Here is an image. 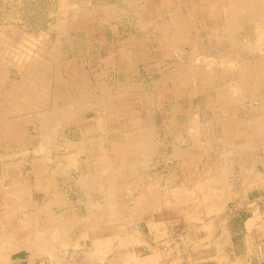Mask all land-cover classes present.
Listing matches in <instances>:
<instances>
[{"label":"rangeland","instance_id":"1","mask_svg":"<svg viewBox=\"0 0 264 264\" xmlns=\"http://www.w3.org/2000/svg\"><path fill=\"white\" fill-rule=\"evenodd\" d=\"M241 2L244 4L242 3L243 5H241ZM228 5L230 6L228 8L230 11L226 9ZM73 7L75 8L71 11ZM236 9L241 11L240 17L238 15L237 17L233 15ZM84 10L86 11L84 12ZM221 10L223 11L221 12ZM253 10L256 12L258 10L264 12V0H80V2L76 0V3L75 0H59V2L58 0H0V27H2L0 28V213L2 214L0 217V220H2L0 234L1 232L6 234L10 233L15 238V233L5 232V230L11 227L8 224V215H15V211L14 213H12V211L18 208L17 205L19 203L23 202V206L19 207L20 212L27 214L28 210H32L29 203L38 204L43 202L46 198L44 193H40L37 190L32 193L29 191H17L14 193L17 186L10 184L17 182L16 180L19 181V179H17L18 176L13 175V179L10 180L5 179L3 175L6 171L5 168L14 164V162L26 161L23 171H29V164L35 160L37 161L38 158L44 154L43 151L42 153L39 152L40 149L38 147L39 145L44 146L45 142L38 135H41V129L44 130L45 126L49 132L51 128L55 130L51 131V136L53 138L51 137V142L47 143L49 144L47 148H51V146L59 143L64 131L65 133L68 131L66 134H69L76 142L77 146H83L87 143L98 146L104 144L105 150H108L110 155L112 153V155H115V157H111L112 159L108 163L111 167L108 170V176L104 178L108 179L112 175L111 172L113 170V173L116 175L111 176V178L116 179L118 182L117 186L120 187L117 193L124 191L130 194L133 192L137 196V193L141 191L140 189L138 190V186L135 185V180H138L137 182L139 183V178L141 177H157L161 179L164 184L166 183V179H175L177 181L171 183V189L168 193H170L171 197L175 198L177 202L179 200L182 208L189 207L186 211H188L191 221L196 220L198 208L203 206L206 210H210L215 207H220L219 204L222 202L221 200H224L223 202L228 200L230 191L233 190L236 185L240 187L239 179L246 173L250 165L256 162L260 163L264 160V146L262 145L264 135L261 131L257 130L264 121V27H261L259 22L254 20V16H251L254 15ZM63 11L64 15L62 14ZM76 15L78 18H76ZM246 16L248 18H246ZM74 17L76 20H74ZM127 18L128 20H126ZM233 21L238 23L236 24V22ZM214 22L218 25L214 24ZM169 28L171 29L169 30ZM258 28L259 30H257ZM245 29L247 30L243 31ZM154 31H156V33ZM37 32L42 33L39 34ZM238 32L240 33L238 34ZM256 33H258V35ZM42 35H44V37ZM249 38L251 40H246ZM25 40L26 42H24ZM253 40H255V43ZM34 41L35 44H33ZM244 41L247 42L244 43ZM31 44L35 46H31ZM62 44L65 45L63 46ZM196 46H199L200 49H196ZM234 46L235 48L238 47V49H234ZM24 47H26V49ZM30 47L31 50H28ZM33 47L35 51H33ZM58 47L61 48L62 51L57 52L59 49L55 48ZM23 49H25V51ZM231 56L234 57L232 58ZM29 57L30 59H28ZM234 58L236 59L234 60ZM7 61H9V63ZM65 61H68L69 66L64 64ZM81 61H92V67L87 65L85 69ZM217 64L221 66V68H224H219ZM205 66H209V68H205ZM236 67L237 69H235ZM240 69L242 73H240ZM201 72L202 74L205 73V77L204 74L201 76ZM68 77L77 85V87L74 86L75 84L69 86V92L75 94L72 101L66 96L67 90L59 83L63 78L66 79ZM242 80L244 83H242ZM86 81L92 83L91 86L94 96L91 99L89 96L86 97V95H81V93L84 94L89 91V89L78 87L82 84L85 85ZM31 82H33V84L30 86ZM107 82L108 84H106ZM214 82L217 84L215 85ZM49 85H52L51 89ZM105 86H107V89H105ZM239 87L240 89L238 90L237 88ZM242 87L245 91L244 96L243 94L241 96L239 92H243ZM217 91H219V94ZM106 92L112 93L110 95H105ZM148 92H154L155 98L150 100L148 99L149 95L142 99L140 98V93L148 94ZM23 96L24 98H22ZM217 96L219 97L217 98ZM226 96L228 97L227 99H225ZM240 97L242 99H240ZM246 100L248 102L243 104ZM111 103L112 105H110ZM75 104L77 108L73 110L72 108ZM240 104L241 106H239ZM177 105L178 108L176 107ZM196 105H198V107ZM238 106L242 107V109H238ZM248 106L250 107L247 108ZM61 109L67 110L65 115L61 116L63 117L62 119H57L55 117V112L62 111ZM170 111L174 112L170 113ZM244 111L246 113H244ZM224 114L227 116V119L223 117ZM239 114L240 117L238 116ZM53 115L56 120H53ZM232 115H234V117H232ZM56 122L58 123L55 124ZM236 124H241V127L238 129L239 133H235L236 131L233 132ZM249 125L253 128L254 137L252 138V142L254 141V143L252 144L254 146L256 145L255 148H259L260 151L256 149V151L253 152L256 156L251 155V159H246V155H243L246 145L243 146V144L248 140L246 137L247 130L245 129ZM99 126H101V128ZM137 127H143L140 131L141 136L145 134V132L151 133L152 140L156 137L157 143L162 145L161 153L158 158L159 162L155 168L142 167L136 163V153L131 152L127 158L122 152H117L118 149L128 146L127 143L130 141L134 143L135 140H139L138 136L140 132L135 133L134 130L137 129ZM91 128H94L92 133H85V130ZM74 130L76 132H74ZM80 131H82V133L84 132L83 134H86V136L81 137ZM22 132L25 133L22 135ZM102 133L106 134L105 138L99 136ZM182 138H184L185 141ZM80 142L83 144H80ZM20 143L23 145L22 147H20ZM32 145L34 146L32 147ZM172 146H175L174 151L176 153H172ZM204 147L208 148V150ZM214 147L219 151L215 150L216 148ZM19 148H23V150L27 149L26 153L17 154L18 156L15 155L13 152H16L15 150ZM183 150H189L192 153L190 155V157L192 156V158H190V163L186 162V164L185 160L182 162V159H180L181 161H173L168 164L163 162L162 155H173L174 158H182ZM207 151L209 153H207ZM229 151H233V153ZM40 153L41 155H39ZM53 155L57 157L60 156V153L54 151ZM217 160H220V163ZM241 162H244L243 165ZM188 164L190 165L188 166ZM132 168L134 169L131 170ZM128 169L131 172L128 171ZM96 170L100 171L101 168ZM236 171L237 173H235ZM83 172H86V168H83ZM95 173H90L87 176ZM222 173L224 175H222ZM119 174L121 175L119 176ZM87 176L83 174L80 178ZM221 176L226 178L224 179ZM15 177L17 178L14 179ZM236 179L239 180L238 184H235ZM183 180H188L189 189L186 190L184 188V190H181L182 185L180 182ZM215 180L218 182H215ZM220 180L223 181L219 182ZM199 181H201L200 184ZM196 184L199 187H196L197 189L195 188ZM200 186L203 187L201 188L202 191ZM11 187L14 189V192L10 194L8 191ZM95 198L97 199V196H95ZM21 218L22 217L19 216L15 219ZM79 252L84 251L79 250ZM12 259L14 262L11 261L10 256L9 259L7 258L8 264H19L20 262H18V260L23 259V255H16ZM20 264H22V262Z\"/></svg>","mask_w":264,"mask_h":264},{"label":"crops","instance_id":"2","mask_svg":"<svg viewBox=\"0 0 264 264\" xmlns=\"http://www.w3.org/2000/svg\"><path fill=\"white\" fill-rule=\"evenodd\" d=\"M55 49L62 51L59 47ZM81 62L84 68L87 65L92 67V61ZM64 64L69 66L68 61ZM59 83L67 90L66 96L72 101L75 94L69 92V86L75 84L74 81L68 77ZM91 85L87 81L85 85H79L80 88L89 89L81 95L91 99L94 96ZM74 86L77 87L76 84ZM111 93L106 92L105 95ZM147 96L151 100V97L155 98V93H140L141 99ZM239 127L241 124H236L233 132L239 133ZM141 129L137 127L135 133ZM92 130L94 128L87 129L85 133H92ZM246 130L248 140L243 145H246L247 157L248 154L253 155L257 148L254 149L252 144V126L246 127ZM80 132L81 137L86 136ZM63 133L61 143L56 142L58 145L44 150L43 157L28 163L29 171H23L25 161L5 168V179L11 180L13 175L18 176L14 179H19L10 185H21L15 192L11 187L8 193H32L37 190L44 193L46 198L38 204L29 203L32 210H28L27 214L20 212L21 206H18L12 211H15L14 216L8 215L11 227L5 232L15 233V238L10 233L1 232L0 264H8L9 256L14 262L12 258L16 255H23V259L18 260L22 264H264V160L261 164L256 162L250 165L239 179L240 187L236 185L230 191L228 200H221L223 203L219 204L220 207L206 210L202 206L197 210L196 220L191 221L186 211L189 207L182 208L179 200L177 202L168 193L171 183L177 181L175 179H166L164 184L157 177H141L139 184L135 180V185L140 186L138 189L141 191L137 196L133 192L107 194L104 189L100 192L81 188L79 178L83 174L95 173L98 168L109 173L111 166L108 163L115 155H110L104 144L77 146L69 134ZM148 135L141 136L140 132L138 141H130L128 146L117 152H122L127 158L131 152L136 153V163L142 167H157L162 145L157 143L155 137L151 142L157 147L152 144L149 150L143 151L142 143L147 142L144 138ZM99 136L105 138L106 134ZM172 147L174 153L175 146ZM50 150L59 152L60 156L55 157ZM183 151L184 159H181L188 163L191 152ZM162 160L168 164L180 158L163 155ZM83 168H86V172H83ZM239 180L236 179L235 184ZM180 184L181 190L189 189L188 180ZM97 202L102 204V208L90 207ZM109 202H114L112 209L103 208ZM19 216L22 218L15 219Z\"/></svg>","mask_w":264,"mask_h":264},{"label":"bare ground","instance_id":"3","mask_svg":"<svg viewBox=\"0 0 264 264\" xmlns=\"http://www.w3.org/2000/svg\"><path fill=\"white\" fill-rule=\"evenodd\" d=\"M20 1H21V0H20ZM64 1H65V0H64ZM68 1H69V0H68ZM77 1H78V0H77ZM105 1H106V0H105ZM200 1H201V0H200ZM225 1H226V0H225ZM227 1H230V0H227ZM231 1H232V0H231ZM241 1H242V0H241ZM245 1H246V0H245ZM58 2H59V0H58ZM79 2H80V0H79ZM121 2H122V1H121ZM144 2H145V1H144ZM257 2H258V1H257ZM19 3H20V2H19ZM69 3H70V2H69ZM75 3H76V0H75ZM77 3H78V2H77ZM104 3H105V2H104ZM236 3H238V2H236ZM242 3H243V2H241V5L244 4V3H243V4H242ZM73 4H74V2H73ZM73 4H72V6H73ZM115 4H116V3H115ZM120 4H121V3H120ZM123 4H124V2H123ZM138 4H140V3H138ZM138 4H137V5H138ZM224 4H225V3H224ZM258 4H259V3H258ZM75 5H78V4H75ZM81 5H82V4H81ZM89 5H90V4H89ZM97 5H98V4H97ZM101 5H102V4H101ZM104 5H105V4H104ZM222 5H223V4H222ZM237 5H238V4H237ZM241 5H240V6H241ZM245 5H246V3H245ZM56 6H57V5H56ZM72 6H71V7H72ZM78 6H80V5H78ZM121 6H122V5H121ZM135 6H136V5H135ZM197 6H198V5H197ZM238 6H239V5H238ZM257 6H258V5H257ZM257 6H256V7H257ZM87 7H88V6H87ZM87 7H86V8H87ZM131 7H132V6H131ZM229 7H230V6L228 5V7H227L226 9H228ZM247 7H248V6H247ZM59 8H60V7H59ZM74 8H75V7L71 8V11H72V9H74ZM78 8H79V7H78ZM78 8H76V9L79 10L80 8H79V9H78ZM86 8H85V9H86ZM129 8H130V6H129ZM129 8H128V9H129ZM133 8H134V6H133ZM164 8H165V7H164ZM222 8H223V7H222ZM244 8H245V7H244ZM239 9H240V8H239ZM28 10H29V9H28ZM34 10H35V9H34ZM63 10H64V9H63ZM123 10H124V9H123ZM138 10H139V9H138ZM164 10H165V9H164ZM168 10H169V9H168ZM254 10H256V9H254ZM254 10H253L254 15H251V16H254V20H255L256 22H259V24H260L261 27H264V12L259 11V10L256 12V11H254ZM53 11H54V10H53ZM79 11H80V10H79ZM85 11H86V10H84V12H85ZM89 11H90V10H89ZM119 11H120V10H119ZM127 11H129V10H127ZM131 11H132V10H131ZM162 11H163V10H162ZM222 11H223V10H221V12H222ZM224 11L228 12V11H230V9H228V11H227V10H224ZM50 12H51V11H50ZM58 12H60V11H58ZM76 12H77V11H76ZM166 12H167V11H166ZM226 12H225V13H226ZM245 12H246V11H245ZM248 12H249V11H248ZM67 13H68V12H67ZM70 13H71V12H70ZM79 13H80V12H79ZM124 13H125V12H124ZM134 13H135V12H134ZM240 13H241V11L238 10V9H236V10L234 11V14H233V15H235L236 17H237V15H238V16L240 17V16H241ZM33 14H34V13H33ZM33 14H32V15H33ZM58 14H59V13H58ZM62 14L64 15V11H63ZM130 14H131V13H130ZM204 14H205V13H204ZM222 14H223V13H222ZM226 14H227V13H226ZM229 14H231V13H229ZM229 14H228V15H229ZM244 14H245V13H244ZM17 15H19V14H17ZM56 15H57V14H56ZM56 15H55V16H56ZM63 15H62V16H63ZM65 15H66V13H65ZM74 15H75V14H74ZM85 15H86V14H85ZM58 16H59V15H58ZM67 16H68V15H67ZM87 16H88V15H87ZM103 16H105V15H103ZM118 16H119V15H118ZM126 16H127V15H126ZM126 16H125V17H126ZM158 16H159V15H158ZM235 16H234V17H235ZM31 17H32V16H31ZM65 17H66V16H65ZM84 17H85V16H84ZM119 17H120V16H119ZM221 17H222V16H221ZM244 17H245V16H244ZM20 18H21V17H20ZM60 18H61V15H60ZM76 18H78L77 15H76ZM79 18H80V17H79ZM121 18H122V17H121ZM130 18H131V17H130ZM166 18H167V17H166ZM242 18H243V17H242ZM246 18H248V17L246 16ZM252 18H253V17H252ZM72 19H73V16H72ZM80 19H81V18H80ZM122 19H124V18H122ZM137 19H138V18H137ZM58 20H59V19H58ZM60 20H61V19H60ZM74 20H76L75 17H74ZM126 20H128V18H127ZM210 20H211V19H210ZM235 20H237V19H235ZM243 20H244V19H243ZM247 20H248V19H247ZM247 20H246V21H247ZM15 21H16V20H15ZM17 21H18V20H17ZM21 21H22V20H21ZM56 21H57V20H56ZM114 21H116V20H114ZM123 21H124V20H123ZM237 21H238V20H237ZM248 21H249V20H248ZM130 22H131V21H130ZM207 22H208V20H207ZM217 22H218V21H217ZM233 22H236V21H233ZM242 22H243V21H242ZM59 23H61V22H59ZM65 23H66V21H65ZM114 23H115V22H114ZM125 23H126V22H125ZM133 23H134V22H133ZM231 23H232V21H231ZM237 23H238V22H236V24H237ZM20 24H21V22H20ZM207 24H208V23H207ZM207 24H206V25H207ZM214 24H217V23L214 22ZM233 24H235V23H233ZM246 24H247V23H246ZM259 24H258V25H259ZM130 25H131V23H130ZM157 25H158V24H157ZM168 25H169V24H168ZM217 25H218V24H217ZM222 25H223V24H222ZM239 25H240V24H239ZM249 25H250V24H249ZM258 25H257V27H258ZM12 26H13V25H12ZM210 26H211V25H210ZM242 26H243V25H242ZM242 26H241V27H242ZM245 26H246V25H245ZM13 27H14V26H13ZM22 27H23V26H22ZM50 27H51V26H50ZM52 27H54V26H52ZM215 27H216V26H215ZM241 27H240V28H241ZM251 27H252V26H251ZM0 28H2V27H0ZM15 28H16V27H15ZM24 28H25V27H24ZM66 28H67V27H66ZM233 28H235V27H233ZM255 28H256V27H255ZM117 29H118V28H117ZM170 29H171V28H169V30H170ZM34 30H35V29H34ZM52 30H53V29H52ZM211 30H212V29H211ZM213 30H215V29H213ZM246 30H247V29H245V30H243V31H246ZM254 30H255V29H254ZM257 30H259V28H258ZM45 31H46V30H45ZM133 31H134V30H133ZM180 31H181V29H180ZM180 31H179V32H180ZM219 31H220V30H219ZM250 31H251V30H250ZM2 32H3V31H2ZM2 32H1V33H2ZM154 32L156 33V31H154ZM211 32H212V31H211ZM252 32H253V31H252ZM6 33H7V32H6ZM34 33H35V31H34ZM37 33H39V32H37ZM41 33H42V32H41ZM41 33H39V34H41ZM47 33H48V32H47ZM67 33H68V32H67ZM150 33H151V32H150ZM152 33H153V32H152ZM192 33H193V32H192ZM239 33H240V32H238V34H239ZM242 33H243V32H242ZM248 33H249V32H248ZM31 34H33V33H31ZM49 34H50V33H49ZM130 34H131V33H130ZM133 34H134V33H133ZM207 34H208V33H207ZM228 34H229V33H228ZM246 34H247V33H246ZM256 34L258 35V33H256ZM259 34H260V33H259ZM36 35H37V34H36ZM36 35H35V37H36ZM53 35H54V34H53ZM136 35H137V34H136ZM153 35H154V34H153ZM153 35H152V36H153ZM204 35H205V34H204ZM208 35H209V34H208ZM240 35H241V34H240ZM30 36H31V35H30ZM40 36H41V35H40ZM42 36L44 37V35H42ZM70 36H71V35H70ZM80 36H81V35H80ZM154 36H155V35H154ZM200 36H201V35H200ZM235 36H236V35H235ZM249 36H250V35H249ZM260 36H261V35H260ZM31 37H32V36H31ZM141 37H142V36H141ZM228 37H230V36H228ZM239 37H240V36H239ZM246 37H247V36H246ZM250 37H251V36H250ZM255 37H256V36H255ZM255 37H254V38H255ZM6 38H8V37H6ZM48 38H50V37H48ZM54 38H55V37H54ZM65 38H66V36H65ZM65 38H64V39H65ZM210 38H211V37H210ZM225 38H227V37H225ZM254 38H253V39H254ZM256 38H257V37H256ZM13 39H16V38H13ZM24 39H25V38H24ZM32 39H33V38H32ZM56 39H57V38H56ZM56 39H55V40H56ZM64 39H63V40H64ZM71 39H73V38H71ZM74 39H75V38H74ZM132 39H133V37H132ZM167 39H168V38H167ZM229 39H231V38H229ZM229 39H228V40H229ZM238 39H239V38H238ZM243 39H244V38H243ZM41 40H42V39H41ZM53 40H54V39H53ZM63 40H62V41H63ZM222 40H223V39H222ZM232 40H234V39H232ZM246 40H251V39L249 38V39H246ZM15 41H16V40H15ZM15 41H14V42H15ZM28 41H29V40H28ZM37 41H38V40H37ZM50 41H51V40H50ZM60 41H61V40H60ZM71 41H72V40H71ZM77 41H78V40H77ZM131 41H132V40H131ZM203 41H204V40H203ZM234 41H235V40H234ZM258 41H259V40H258ZM24 42H26V40H25ZM211 42H212V41H211ZM245 42H247V41H244V43H245ZM249 42H250V41H249ZM253 42L255 43V40H253ZM261 42H262V41H261ZM36 43H37V42H36ZM54 43H55V42H54ZM61 43H62V42H61ZM63 43H64V42H63ZM78 43H79V42H78ZM228 43H229V42H228ZM232 43H233V41H232ZM234 43H235V42H234ZM250 43H251V42H250ZM22 44H23V43H22ZM33 44H35V41H34ZM50 44H51V43H50ZM72 44H73V43H72ZM76 44H77V43H76ZM145 44H146V43H145ZM203 44H204V43H203ZM211 44H212V43H211ZM224 44H225V43H224ZM224 44H223V45H224ZM261 44H262V43H261ZM62 45H63V44H62ZM64 45H65V44H64ZM64 45H63V46H64ZM78 45H80V44H78ZM78 45H77V46H78ZM147 45H148V44H147ZM205 45H206V43H205ZM223 45H222V47H223ZM237 45H238V44H237ZM237 45H236V46H237ZM253 45H255V44H253ZM20 46H21V45H20ZM31 46H35V45H32V44H31ZM37 46H38V45H37ZM72 46H73V45H72ZM175 46H176V45H175ZM201 46H203V45H201ZM201 46H200V47H201ZM207 46H208V45H207ZM259 46H260V45H259ZM50 47H51V46H50ZM68 47H69V46H68ZM211 47H213V46H211ZM211 47H210V48H211ZM244 47H245V46H244ZM244 47H242V48H244ZM246 47H247V45H246ZM246 47H245V48H246ZM261 47H262V46H261ZM24 48L26 49V47H24ZM28 48H29V47H28ZM28 48H27V49H28ZM33 48H34V47H33ZM37 48H38V47H37ZM41 48H42V47H41ZM41 48H40V49H41ZM63 48H64V47H63ZM63 48H62V49H63ZM65 48H66V47H65ZM186 48H187V47H186ZM197 48L200 49L199 46H198V47L196 46V49H197ZM223 48H224V47H223ZM236 48L238 49V47H236ZM236 48H235V46H234V49H236ZM25 49H23V50L25 51ZM201 49H202V47H201ZM28 50H31V47H30V49H28ZM28 50H27V51H28ZM36 50H37V49H36ZM204 50H205V49H204ZM216 50H217V49H216ZM220 50H221V49H220ZM244 50H245V49H244ZM15 51H16V50H15ZM21 51H22V49H21ZM33 51H35V48H34ZM74 51H75V50H74ZM221 51H222V50H221ZM221 51H220V52H221ZM232 51H233V50H232ZM232 51H231V52H232ZM238 51H239V50H238ZM241 51H243V50H241ZM254 51H255V50H254ZM259 51H260V50H259ZM28 52H29V51H28ZM70 52H71V51H70ZM113 52H114V51H113ZM187 52H188V51H187ZM191 52H192V51H191ZM191 52H190V53H191ZM204 52H205V51H204ZM204 52H203V53H204ZM208 52H209V51H208ZM248 52H249V51H248ZM23 53H24V52H23ZM29 53H30V52H29ZM29 53H28V54H29ZM38 53H40V52H38ZM196 53H197V52H196ZM210 53H211V52H210ZM28 54H26V55H28ZM32 54H33V53H32ZM201 54H202V53H201ZM214 54H215V53H214ZM23 55H24V54H23ZM26 55H25V56H26ZM52 55H53V54H52ZM184 55H185V54H184ZM225 55H226V54H225ZM239 55H240V54H239ZM242 55H243V54H242ZM249 55H250V54H249ZM19 56H20V55H19ZM30 56H31V55H30ZM66 56H67V55H66ZM203 56H204V55H203ZM227 56H228V55H227ZM227 56H226V57H227ZM256 56H257V55H256ZM40 57H42V56H40ZM131 57H132V56H131ZM210 57H211V56H210ZM231 57H232V56H231ZM233 57H234V56H233ZM233 57H232V58H233ZM254 57H255V56H254ZM259 57H260V56H259ZM13 58H14V57H13ZM23 58H24V57H23ZM23 58H22V59H23ZM34 58H35V57H34ZM133 58H134V57H133ZM193 58H195V57H193ZM17 59H18V58H17ZM28 59H30V57H29ZM44 59H45V58H44ZM115 59H116V58H115ZM167 59H168V58H167ZM203 59H204V58H203ZM212 59H213V58H212ZM217 59H218V58H217ZM235 59H236V58H234V60H235ZM237 59H238V58H237ZM45 60H46V59H45ZM208 60H209V59H208ZM213 60H214V59H213ZM219 60H220V59H219ZM225 60H226V58H225ZM229 60H230V59H229ZM252 60H254V59H252ZM3 61H4V60H3ZM22 61H23V60H22ZM34 61H35V60H34ZM47 61H49V60H47ZM59 61H60V60H59ZM170 61H171V60H170ZM199 61H200V60H199ZM214 61H216V60H214ZM237 61H239V60H237ZM254 61H255V60H254ZM7 62L9 63V61H7ZM7 62H6V63H7ZM12 62H13V61H12ZM132 62H133V60H132ZM163 62H164V61H163ZM217 62H218V61H217ZM239 62H240V61H239ZM239 62H237V63H239ZM250 62H251V61H250ZM4 63H5V61H4ZM18 63H19V62H18ZM30 63H31V61H30ZM32 63H33V61H32ZM47 63H48V62H47ZM190 63H192V62H190ZM196 63H197V62H196ZM198 63H199V62H198ZM231 63H232V62H231ZM40 64H41V63H40ZM51 64H52V63H51ZM139 64H140V63H139ZM179 64H180V63H179ZM204 64H205V62H204ZM204 64H203V65H204ZM207 64H208V63H207ZM210 64H211V63H210ZM218 64H219V62H218ZM218 64H217V65H218ZM225 64H226V63H225ZM7 65H8V64H7ZM32 65H33V64H32ZM48 65H49V64H48ZM159 65H161V64H159ZM196 65H197V64H196ZM203 65H202V66H203ZM232 65H233V64H232ZM9 66H10V65H9ZM13 66H14V65H13ZM16 66H17V65H16ZM192 66H193V65H192ZM197 66H198V65H197ZM222 66H223V65H222ZM227 66H228V65H227ZM236 66H237V65H236ZM239 66H240V65H239ZM18 67H19V66H18ZM169 67H170V66H169ZM198 67H199V66H198ZM206 67L209 68V66H205V68H206ZM218 67L221 68V66H219V65H218ZM230 67H231V64H230ZM202 68H203V67H202ZM202 68H201V69H202ZM223 68H224V67H223ZM223 68H221V69H223ZM225 68H226V66H225ZM256 68H257V67H256ZM258 68H259V67H258ZM16 69H17V68H16ZM28 69H29V68H28ZM114 69H115V68H114ZM140 69H141V68H140ZM201 69H200V70H201ZM214 69H215V68H214ZM214 69H213V71H214ZM226 69H227V68H226ZM230 69H231V68H230ZM235 69H237V67H236ZM238 69H239V68H238ZM133 70H134V69H133ZM206 70H207V69H206ZM232 70H233V69H232ZM16 71H17V70H16ZM21 71H22V70H21ZM27 71H28V70H27ZM27 71H26V72H27ZM35 71H36V70H35ZM160 71H161V70H160ZM163 71H164V70H163ZM202 71H203V70H202ZM218 71H219V70H218ZM222 71H223V70H222ZM240 71H241L240 73H242V70H241V69H240ZM158 72H159V71H158ZM207 72H208V70H207ZM225 72H226V71H225ZM18 73H19V72H18ZM18 73H17V74H18ZM197 73H198V72H197ZM227 73H229V72H227ZM19 74H20V73H19ZM89 74H90V73H89ZM147 74H148V73H147ZM161 74H162V73H161ZM203 74H204V77H205V73H203ZM203 74H202V72H201V76H203ZM222 74H223V73H222ZM224 74H225V73H224ZM232 74H233V73H232ZM56 75H57V74H56ZM149 75H150V74H149ZM228 75H230V74H228ZM252 75H253V74H252ZM14 76H15V75H14ZM150 76H151V75H150ZM163 76H165V75H163ZM216 76H217V75H216ZM230 76H231V75H230ZM245 76H246V75H245ZM6 77H7V76H6ZM160 77H161V76H160ZM233 77H234V76H233ZM29 78H30V77H29ZM93 78H94V77H93ZM213 78H214V77H213ZM219 78H220V77H219ZM225 78H226V77H225ZM229 78H230V77H229ZM235 78H236V77H235ZM15 79H16V78H15ZM41 79H42V78H41ZM64 79H65V78H64ZM131 79H133V78H131ZM231 79H232V78H231ZM13 80H14V79H13ZM133 80H134V79H133ZM136 80H137V79H136ZM148 80H149V79H148ZM165 80H166V79H165ZM16 81H17V79H16ZM90 81H91V80H90ZM203 81H204V79H203ZM218 81H219V80H218ZM218 81H217V83H218ZM224 81H225V80H224ZM234 81H235V80H234ZM46 82H47V81H46ZM98 82H99V81H98ZM127 82H128V81H127ZM143 82H144V81H143ZM168 82H169V81H168ZM175 82H176V81H175ZM230 82L232 83L231 80H230ZM5 83H6V82H5ZM50 83H51V82H50ZM53 83H54V81H53ZM217 83H216V84H217ZM225 83H226V82H225ZM234 83L238 84L237 82H234ZM240 83H241V82H240ZM242 83H244L243 80H242ZM55 84H56V83H55ZM106 84H108V82H107ZM111 84H112V83H111ZM214 84H215V82H214ZM216 84H215V85H216ZM236 84H235V85H236ZM43 85H44V84H43ZM43 85H42V86H43ZM176 85H177V84H176ZM178 85H179V84H178ZM183 85H184V84H183ZM224 85H225V84H224ZM226 85H227V83H226ZM232 85H233V84H232ZM110 86H112V85H110ZM184 86H185V85H184ZM203 86H204V85H203ZM221 86H222V85H221ZM230 86H231V85H230ZM113 87H114V86H113ZM207 87H208V86H207ZM222 87H223V86H222ZM89 88H90V87H89ZM202 88H203V87H202ZM215 88H216V87H215ZM228 88H229V87H228ZM235 88H236V87H235ZM18 89H19V88H18ZM183 89H184V88H183ZM187 89H188V88H187ZM226 89H227V88H226ZM233 89H234V88H233ZM237 89L239 90L240 87L237 88ZM102 90H103V89H102ZM181 90H182V89H181ZM216 90H217V89H216ZM222 90H223V89H222ZM224 90H225V89H224ZM242 90H243V92H242V91H239V92H240L241 96H242V94H243V96H244L245 91H244L243 87H242ZM17 91H18V90H17ZM97 91H98V90H97ZM111 91H112V90H111ZM154 91H155V90H154ZM232 91H233V90H232ZM18 92H19V91H18ZM23 92H24V91H23ZM180 92H181V91H180ZM204 92H205V91H204ZM207 92H208V91H207ZM217 92H218V94H219V91H217ZM226 92H227V91H226ZM228 92H229V91H228ZM90 93H91V92H90ZM110 93H111V92H110ZM177 93H178V92H177ZM191 93H192V92H191ZM220 93H221V92H220ZM189 94H190V93H189ZM208 94H209V93H208ZM226 94H227V93H226ZM226 94H225V95H226ZM231 94H232V93H231ZM44 95H45V93H44ZM191 95H192V94H191ZM216 95H217V94H216ZM220 95H221V94H220ZM232 95H233V94H232ZM238 95H239V94H238ZM254 95H255V94H254ZM53 96H54V95H53ZM210 96H212V95H210ZM210 96H209V97H210ZM222 96H223V95H222ZM222 96H221V97H222ZM227 96H229V95H227ZM227 96H226L225 99L228 98ZM234 96H235V95H234ZM239 96H240V95H239ZM246 96H247V95H246ZM248 96H249V95H248ZM256 96H257V95H256ZM111 97H112V96H111ZM218 97H219V96H217V98H218ZM223 97H224V96H223ZM230 97H231V96H230ZM230 97H229V98H230ZM22 98H24V96H23ZM112 98H113V97H112ZM233 98H234V97H233ZM235 98H236V97H235ZM237 98H238V96H237ZM151 99H152V97H151ZM240 99H242V98L240 97ZM240 99H239V100H240ZM215 100H216V98H215ZM215 100H214V101H215ZM221 100H222V99H221ZM233 100H234V99H233ZM251 100H252V97H251ZM223 101H224V100H223ZM225 101H226V100H225ZM235 101H236V100H235ZM240 101H242V100H240ZM246 101H247V100H246ZM253 101H254V100H253ZM253 101H252V102H253ZM58 102H59V101H58ZM87 102H88V101H87ZM228 102H229V101H228ZM228 102H227V104H228ZM231 102H232V101H231ZM237 102H238V99H237ZM247 102H248V101H247ZM255 102H256V101H255ZM99 103H100V102H99ZM109 103H110V102H109ZM209 103H210V102H209ZM66 104H67V103H66ZM177 104H178V103H177ZM195 104H196V103H195ZM205 104H206V103H205ZM207 104H208V103H207ZM254 104H255V103H254ZM110 105H112V103H111ZM113 105H114V104H113ZM123 105H124V104H123ZM230 105H231V104H230ZM247 105H248V104H247ZM25 106H26V105H25ZM70 106H71V105H70ZM101 106H102V105H101ZM107 106H108V103H107ZM196 106L198 107V105H196ZM221 106H222V105H221ZM223 106H224V104H223ZM225 106H226V105H225ZM235 106H236V105H235ZM239 106H241V104H240ZM239 106H238V109H239V108L242 109V107H239ZM113 107H114V106H113ZM176 107L178 108V105H177ZM249 107H250V106H248L247 108H249ZM29 108H30V107H29ZM76 108H77V105H76V104L73 105V108H72V109L75 110ZM125 108H126V107H125ZM195 108H196V107H195ZM199 108H200V107H199ZM32 109H33V108H32ZM50 109H51V108H50ZM196 109H198V108H196ZM219 109H220V108H219ZM233 109H234V108H233ZM61 110H62L63 112H62V111H57V110H56L57 112H55V115H56L55 117H56L57 119H62L63 117H61V116H64V115H65V112H66L67 109H65V110L61 109ZM94 110H95V109H94ZM108 110H109V108H108ZM112 110H113V109H112ZM121 110H124V109H121ZM187 110H188V109H187ZM202 110H203V109H202ZM202 110H201V111H202ZM221 110H222V109H221ZM230 110H231V109H230ZM245 110H246V109H245ZM27 111H28V110H27ZM100 111H101V110H100ZM100 111H99V112H100ZM198 111H200V110H198ZM224 111H225V110H224ZM171 112H174V111H170V113H171ZM192 112H193V111H192ZM203 112H204V111H203ZM222 112H223V111H222ZM36 113H37V112H36ZM53 113H54V112H53ZM95 113H96V112H95ZM196 113H197V112H196ZM198 113H199V112H198ZM204 113H205V112H204ZM244 113H246V112L244 111ZM51 114H52V112H51ZM92 114H93V113H92ZM123 114H124V113H123ZM190 114H191V113H190ZM201 114H202V113H201ZM205 114H206V113H205ZM221 114H222V113H221ZM44 115H46V114H44ZM94 115H95V114H94ZM191 115H192V114H191ZM197 115H198V114H197ZM203 115H204V114H203ZM229 115H230V114H229ZM235 115H236V113H235ZM103 116H104V115H103ZM170 116H171V115H170ZM205 116H206V115H205ZM211 116H212V115H211ZM225 116H226V115H225ZM225 116H224V117H225ZM238 116L240 117V114H239ZM238 116H237V117H238ZM244 116H245V115H244ZM55 117H54V115H53V120H56ZM59 117H61V118H59ZM209 117H210V116H209ZM232 117H234V115H232ZM239 117H238V118H239ZM48 118H49V117H48ZM99 118H101V117H99ZM225 118H226V117H225ZM242 118H243V117H242ZM244 118H245V117H244ZM248 118H249V117H248ZM248 118H247V119H248ZM253 118H254V117H253ZM43 119H44V118H43ZM46 119H47V118H46ZM50 119H51V118H50ZM50 119H49V120H50ZM94 119H95V117H94ZM198 119H199V118H198ZM226 119H227V118H226ZM251 119H252V118H251ZM122 120H123V119H122ZM122 120H121V121H122ZM190 120H191V119H190ZM220 120H221V119H220ZM233 120H234V119H233ZM235 120H236V119H235ZM31 121H32V120H31ZM42 121H43V120H42ZM50 121H51V120H50ZM118 121H119V120H118ZM121 121H120V122H121ZM202 121H204V120H202ZM209 121H210V120H209ZM249 121H250V119H249ZM20 122H21V121H20ZM44 122H45V121H44ZM51 122H52V121H51ZM101 122H102V121H101ZM101 122H100V123H101ZM193 122H194V121H193ZM211 122H212V121H211ZM34 123H35V121H34ZM41 123H42V122H41ZM49 123H50V122H49ZM57 123H58V122H56L55 124H57ZM94 123H95V122H94ZM103 123H104V122H103ZM121 123H122V122H121ZM125 123H126V122H125ZM190 123H191V122H190ZM194 123H195V122H194ZM230 123H232V122H230ZM152 124H153V123H152ZM195 124H196V123H195ZM197 124H198V123H197ZM201 124H202V122H201ZM232 124H233V123H232ZM232 124H231V125H232ZM18 125H19V124H18ZM21 125H22V124H21ZM21 125H20V126H21ZM34 125H35V124H34ZM94 125H95V124H94ZM94 125H93V126H94ZM192 125H193V123H192ZM192 125H191V126H192ZM209 125H210V124H209ZM259 125H260V124H259ZM263 125H264V124L260 125V126L257 128V129H259L258 131H261V130H262ZM22 126H23V125H22ZM36 126H37V125H36ZM44 126H45V125H44ZM49 126H50V125H49ZM56 126H57V125H56ZM95 126H96V125H95ZM105 126H106V125H105ZM123 126H124V125H123ZM154 126H155V123H154ZM188 126H189V125H188ZM249 126H250V125H249ZM249 126H248V127H249ZM51 127H52V125H51ZM86 127H88V126H86ZM86 127H85V128H86ZM99 127L101 128V126H99ZM144 127H145V126H144ZM146 127H147V126H146ZM203 127H204V126H203ZM219 127H220V126H219ZM234 127H235V126H234ZM24 128H26V127H24ZM54 128H55V127H54ZM142 128H143V127H142ZM188 128H189V127H188ZM221 128H222V127H221ZM190 129H191V128H190ZM193 129H194V128H193ZM193 129H192V130H193ZM204 129H205V128H204ZM211 129H212V128H211ZM26 130H27V129H26ZM28 130H29V129H28ZM52 130H53V129L51 128V131H52ZM66 130H67V129H66ZM205 130H206V129H205ZM245 130H246V129H245ZM22 131H23V130H22ZM46 131H47V128H46V126H45V129H44V130L41 129V135H38V136H40V137L43 139V141L45 142V145H44V146H40V145H39V147H38V148L40 149L39 152H41V153H42V151H43V153H44V150L46 151L47 147L49 146V144H47V143H50V142H51V137H52V136H51V131H50V132H49V130H48L47 132H46ZM53 131H55V130H53ZM145 131H146V130H145ZM148 131H149V130H148ZM153 131H154V130H153ZM153 131H152V132H153ZM202 131H203V130H202ZM202 131H201V132H202ZM214 131H215V129H214ZM214 131H213V132H214ZM237 131H238V130H237ZM262 131H263V130H262ZM56 132H57V131H56ZM69 132H70V130H69ZM154 132H155V131H154ZM188 132H189V131H188ZM201 132H200V133H201ZM238 132H239V131H238ZM246 132H247V131H246ZM263 132H264V131H263ZM15 133H16V132H15ZM23 133H25V132H22V135H23ZM53 133H55V132H53ZM66 133H68V131H67ZM66 133H65V134H66ZM83 133H84V132H83ZM236 133H237V132H236ZM244 133H245V132H244ZM57 134H58V133H57ZM63 134H64V133H63ZM145 134H149V135L146 136V137L144 138L145 140H147V142H146L145 144L142 143V144H143V145H142V147H143L142 150H143V151H145L146 149L149 150V149H150V145L153 144V143L151 142V140H152L151 133H146V132H145ZM194 134H195V133H194ZM194 134H193V135H194ZM210 134H211V133H210ZM210 134H209V135H210ZM16 135H17V134H16ZM22 135H21V136H22ZM30 135H31V134H30ZM33 135H34V134H33ZM54 135H56V134H54ZM198 135H199V134H198ZM233 135H234V134H233ZM14 136H15V135H14ZM194 136H195V135H194ZM203 136H204V134H203ZM247 136H248V135H247ZM250 136H251V135H250ZM56 137H57V136H56ZM153 137H154V136H153ZM199 137H201V136H199ZM205 137H206V136H205ZM234 137H235V136H234ZM22 138H23V137H22ZM25 138H27V137H25ZM41 138H40V139H41ZM52 138H53V137H52ZM184 138H185V137H184ZM184 138H182V139L184 140ZM195 138H196V137H195ZM209 138H210V137H209ZM212 138H214V137H212ZM17 139H18V137H17ZM28 139H30V138H28ZM37 139H38V138H37ZM40 139H39V140H40ZM176 139H177V138H176ZM182 139H181V140H182ZM190 139H191V138H190ZM197 139H198V138H197ZM202 139H204V138H202ZM217 139H218V137H217ZM256 139H257V138H256ZM56 140H57V139H56ZM205 140H206V139H205ZM210 140H211V139H210ZM15 141H16V140H15ZM26 141H27V139H26ZM36 141H37V140H36ZM176 141H177V140H176ZM184 141H185V140H184ZM190 141H192V140H190ZM190 141H188V142H190ZM206 141H207V140H206ZM208 141H209V140H208ZM212 141H213V140H212ZM216 141H217V140H216ZM255 141H256V140H255ZM24 142H25V141H24ZM182 142H183V141H182ZM203 142H204V140H203ZM246 142H247V141H246ZM253 142H254V141H253ZM253 142H252V143H253ZM40 143H41V142H40ZM40 143H39V144H40ZM60 143H61V142H60ZM194 143H195V142H194ZM210 143H211V142H210ZM232 143H233V142H232ZM20 144H21V143H20ZM62 144H63V143H62ZM201 144H202V142H201ZM214 144H215V143H214ZM17 145H19V144H17ZM37 145H38V144H37ZM41 145H42V143H41ZM55 145H58V144H55ZM154 145L156 146L155 143L153 144V146H154ZM176 145H177V144H176ZM192 145H193V144H192ZM207 145H209V144H207ZM210 145H212V144H210ZM215 145H216V144H215ZM219 145H220V144H219ZM22 146H23V145L21 144L20 147H22ZM33 146H34V145H32V147H33ZM61 146H62V145H61ZM243 146H244V145H243ZM243 146H240V147H243ZM255 146H256V145H255ZM255 146H254V147H255ZM10 147H11V146H10ZM64 147H65V146H64ZM66 147H67V146H66ZM156 147H157V146H156ZM216 147H218V146H216ZM216 147H214V148H216ZM226 147H227V146H226ZM226 147H224V148H226ZM231 147H232V146H231ZM237 147H238V145H237ZM258 147H259V146H258ZM262 147H263V146H262ZM153 148H154V147H153ZM204 148H205V147H204ZM209 148H210V147H209ZM35 149H36V148H35ZM49 149H50V147H49ZM189 149H190V148H189ZM205 149L208 150V148H205ZM226 149H228V148H226ZM229 149H230V148H229ZM233 149H234V146H233ZM250 149H251V148H250ZM250 149H248V151H249ZM254 149H256V148H254ZM254 149H253V150H254ZM258 149H259V148H258ZM258 149H257V150H258ZM26 150H27V149H26ZM26 150H23V148H19L16 152H13V153H14L15 155L20 154V153H21V154H24V153H26ZM52 150H53V149H52ZM64 150H66V149H64ZM177 150H178V149H177ZM215 150L219 151L217 148H216ZM251 150H252V149H251ZM50 151H51V150H50ZM178 151H179V150H178ZM191 151H192V150H191ZM200 151H201V150H200ZM222 151H223V148H222ZM225 151H226V150H225ZM238 151H239V150H238ZM244 151H245V150H244ZM248 151H247V152H248ZM36 152H37V151H36ZM151 152H152V151H151ZM155 152H156V150H155ZM155 152H154V153H155ZM174 152H175V151H174ZM203 152H204V151H203ZM209 152H210V150H209ZM209 152L207 151V153H209ZM214 152H215V151H214ZM223 152H224V151H223ZM229 152L233 153V151H229ZM254 152H255V150H254ZM1 153H2V152H1ZM9 153H10V152H9ZM13 153H12V154H13ZM41 153H40L39 155H41ZM47 153H48V151H47ZM49 153H50V152H49ZM51 153H53V152L51 151ZM175 153H176V152H175ZM178 153H179V152H178ZM216 153H217V152H216ZM220 153H221V152H220ZM220 153H219V154H220ZM249 153H250V152H249ZM257 153H258V152H257ZM5 154H6V153H5ZM66 154H67V153H66ZM152 154H153V153H152ZM191 154H192V153H191ZM197 154H198V153H197ZM211 154H212V153H211ZM225 154H226V153H225ZM240 154H241V153H240ZM1 155H2V154H1ZM7 155H8V154H7ZM27 155H28V153H27ZM33 155H34V154H33ZM45 155H46V154H45ZM176 155H177V154H176ZM185 155H186V154H185ZM207 155H208V154H207ZM216 155H217V154H216ZM243 155H245V153H243ZM253 155H255V154L253 153ZM17 156H18V155H17ZM162 156H163V155H162ZM171 156H172V155H171ZM181 156H182V155H181ZM214 156H215V155H214ZM222 156H223V155H222ZM225 156H226V155H225ZM231 156H232V155H231ZM249 156H250V155H248L247 157H249ZM255 156H256V155H255ZM260 156H261V155H260ZM15 157H16V156H15ZM35 157H36V156H35ZM42 157H43V155H42ZM50 157H51V156H50ZM168 157H169V156H168ZM202 157H203V156H202ZM209 157H210V156H209ZM212 157H213V156H212ZM217 157H218V156H217ZM223 157H224V156H223ZM228 157H229V156H228ZM237 157H238V155H237ZM247 157H246V158H247ZM253 157H254V156H253ZM253 157H252V158H253ZM21 158H22V157H21ZM164 158H165V157H164ZM164 158H163V159H164ZM177 158H178V157H177ZM182 158H183V157H182ZM190 158H192V156H191ZM196 158H197V157H196ZM206 158H207V157H206ZM255 158H256V157H255ZM14 159H15V158H14ZM166 159H167V158H166ZM174 159H175V158H174ZM180 159H181V158H180ZM183 159H184V158H183ZM188 159H189V158H188ZM188 159H187V160H188ZM197 159H199V158H197ZM215 159H217V158H215ZM242 159H243V157H242ZM244 159H245V158H244ZM250 159H251V158H250ZM253 159H254V158H253ZM15 160H16V159H15ZM19 160H20V159H19ZM230 160H231V158H230ZM3 161H5V160H3ZM6 161H7V159H6ZM12 161H13V160H12ZM28 161H29V160H28ZM164 161H165V160H164ZM166 161H167V160H166ZM182 161H183V160H182ZM190 161H191V160H189L188 162H190ZM193 161H194V160H193ZM199 161H200V160H199ZM215 161H216V160H215ZM217 161H218V160H217ZM219 161H220V160H219ZM219 161H218V162H219ZM225 161H226V160H225ZM25 162H26V161H25ZM35 162H36V160H35ZM46 162H47V161H46ZM233 162H234V161H233ZM12 163H13V162H12ZM14 163H15V162H14ZM44 163H45V162H44ZM49 163H50V162H49ZM144 163H146V162H144ZM170 163H171V162H170ZM178 163H179V162H178ZM191 163H193V162H191ZM219 163H220V162H219ZM219 163H217V164H219ZM243 163H244V162H243ZM243 163L241 162L242 165H243ZM247 164H248V163H247ZM247 164H246V165H247ZM260 164H261V162H260ZM12 165H14V164H11V165H9V166H12ZM44 165H45V164H44ZM143 165H144V164H143ZM248 165H249V164H248ZM20 167H21V166H20ZM33 167H34V166H33ZM41 167H42V166H41ZM140 167H141V166H140ZM234 167H235V166H234ZM237 167H238V165H237ZM240 167H241V166H240ZM245 167H246V166H245ZM39 168H40V167H39ZM141 168H142V167H141ZM243 168H244V166H243ZM247 168H248V167H247ZM66 169H67V168H65V171H66ZM123 169H124V168H123ZM133 169H134V168H132L131 170H133ZM221 169H222V168H221ZM228 169H229V168H228ZM239 169H240V168H239ZM245 169H246V168H245ZM245 169H244V170H245ZM8 170L11 171V168H10V169L8 168ZM49 170H50V169H49ZM125 170H126V169H125ZM136 170H137V169H136ZM138 170H139V169H138ZM193 170H194V169H193ZM128 171H130V170L128 169ZM217 171H219V170H217ZM221 171H222V170H221ZM241 171H242V169H241ZM69 172H70V171H69ZM96 172H97V171H96ZM124 172H125V171H124ZM130 172H131V171H130ZM130 172H129V173H130ZM145 172H146V171H145ZM145 172H143V173H145ZM175 172H176V171H175ZM190 172H191V170H190ZM210 172H211V171H210ZM223 172H224V171H223ZM227 172H228V171H227ZM239 172H240V171H239ZM6 173H7V172H6ZM55 173H56V172H55ZM66 173H67V172H66ZM122 173H123V171H122ZM125 173H126V172H125ZM129 173H128V174H129ZM196 173H197V172H196ZM231 173H232V172H231ZM231 173H230V174H231ZM235 173H237V171H236ZM235 173H234V174H235ZM111 174H112L111 176L116 175L115 173H113V170H112ZM175 174H176V173H175ZM192 174H193V173H192ZM212 174H213V173H212ZM212 174H211V175H212ZM219 174H220V173H219ZM226 174H227V173H226ZM35 175H37V170L35 171ZM66 175H67V174H66ZM120 175H121V174H119V176H120ZM145 175H146V174H145ZM222 175H224V174L222 173ZM237 175H238V174H237ZM106 176H108V173H107V171H105V169H104V170L98 171V172L95 173V174H91L90 176L82 177V178H80V180H79L80 187L83 188V189H92V190H97V191H100V192L104 189V191H105V190L107 191V194H110V193H117V191H118L119 188H120V187L117 186V185H118L117 180L111 178V176H110L108 179H107V178H104V177H106ZM122 176H123V175H122ZM127 176H128V175H127ZM143 176H144V175H143ZM169 176H170V174H169ZM217 176H219V175H217ZM233 176H234V175H233ZM0 177H1V176H0ZM53 177H54V176H53ZM56 177H57V175H56ZM64 177H65V176H64ZM128 177H129V176H128ZM134 177H135V176H134ZM214 177H216V176H214ZM221 177H222V176H221ZM221 177H220V178H221ZM237 177H239V176H237ZM241 177H242V176H241ZM247 177H248V175H247ZM252 177H253V176H252ZM136 178H137V177H136ZM222 178L225 179L226 177H222ZM222 178H221V179H222ZM101 179H104V180H101ZM214 179H215V178H214ZM227 179H228V177H227ZM229 179H230V178H229ZM246 179H247V178H246ZM263 179H264V178H263ZM136 181H137V180H136ZM222 181H223V180H220L219 182H222ZM106 182H107V183H106ZM215 182H218V181L215 180ZM224 182H225V181H224ZM191 183H192V182H191ZM138 184H139V183H138ZM216 185H217V184H216ZM136 186H137V184H136ZM202 186H203V185H202ZM138 187H139V186H138ZM143 187H144V186H143ZM196 187H198L197 184L195 185V188H196ZM17 188H18V187H17ZM198 188H199V187H198ZM201 188H203V187L200 186V189H201ZM207 188H209V187H207ZM134 189H135V188H134ZM185 189H186V188H185ZM196 189H197V188H196ZM196 189H195V190H196ZM18 190H19V188H18ZM138 190H139V189H138ZM144 190H145V189H144ZM208 190H211V189H208ZM173 191H174V190H173ZM201 191H202V189H201ZM83 192H84V191H83ZM185 192H186V191H185ZM89 193H90V192H89ZM123 193H124V192H123ZM190 193H192V192H190ZM144 194H145V193H144ZM188 195H189V194H188ZM188 195H187V197H188ZM190 195H191V194H190ZM189 198H190V197H189ZM22 203H23V202L19 203L17 206H22ZM113 204H114V202L105 203V206H104L103 208L106 207V208H110V209H112V205H113ZM191 204H192V203H191ZM90 207H92V208H97V209H98V208H102V204H101L100 202L92 203V205H91ZM113 210H114V209H113ZM192 210H193V209H192ZM95 211H96V210H95ZM95 213H96V212H95ZM192 215H193V214H192Z\"/></svg>","mask_w":264,"mask_h":264}]
</instances>
